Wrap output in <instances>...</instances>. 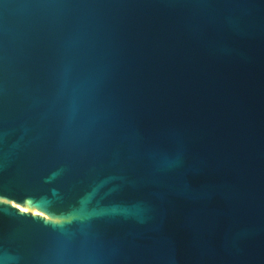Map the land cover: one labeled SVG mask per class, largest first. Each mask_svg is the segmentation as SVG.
Here are the masks:
<instances>
[{"label":"water","instance_id":"water-1","mask_svg":"<svg viewBox=\"0 0 264 264\" xmlns=\"http://www.w3.org/2000/svg\"><path fill=\"white\" fill-rule=\"evenodd\" d=\"M0 264H264V0H0Z\"/></svg>","mask_w":264,"mask_h":264}]
</instances>
